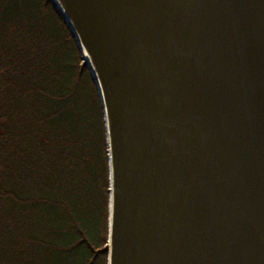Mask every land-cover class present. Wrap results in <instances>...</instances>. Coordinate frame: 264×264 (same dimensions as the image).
I'll return each mask as SVG.
<instances>
[{
  "label": "water",
  "instance_id": "95a60500",
  "mask_svg": "<svg viewBox=\"0 0 264 264\" xmlns=\"http://www.w3.org/2000/svg\"><path fill=\"white\" fill-rule=\"evenodd\" d=\"M52 2L102 106L107 264H264V0Z\"/></svg>",
  "mask_w": 264,
  "mask_h": 264
},
{
  "label": "trees",
  "instance_id": "16d2710c",
  "mask_svg": "<svg viewBox=\"0 0 264 264\" xmlns=\"http://www.w3.org/2000/svg\"><path fill=\"white\" fill-rule=\"evenodd\" d=\"M103 111L52 0H0V264H107Z\"/></svg>",
  "mask_w": 264,
  "mask_h": 264
},
{
  "label": "bare ground",
  "instance_id": "6f19581e",
  "mask_svg": "<svg viewBox=\"0 0 264 264\" xmlns=\"http://www.w3.org/2000/svg\"><path fill=\"white\" fill-rule=\"evenodd\" d=\"M83 51H84V50H83ZM83 53H84V56L88 59V56H87L86 52L84 51ZM109 194H110V193H109ZM109 206H110V203H109Z\"/></svg>",
  "mask_w": 264,
  "mask_h": 264
}]
</instances>
